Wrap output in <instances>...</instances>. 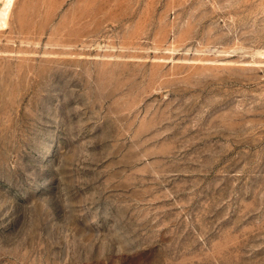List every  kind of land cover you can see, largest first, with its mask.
I'll list each match as a JSON object with an SVG mask.
<instances>
[{"label":"rangeland","instance_id":"rangeland-1","mask_svg":"<svg viewBox=\"0 0 264 264\" xmlns=\"http://www.w3.org/2000/svg\"><path fill=\"white\" fill-rule=\"evenodd\" d=\"M0 264H264V0H13Z\"/></svg>","mask_w":264,"mask_h":264},{"label":"bare ground","instance_id":"bare-ground-1","mask_svg":"<svg viewBox=\"0 0 264 264\" xmlns=\"http://www.w3.org/2000/svg\"><path fill=\"white\" fill-rule=\"evenodd\" d=\"M13 0H5V6L3 8L0 7V23L1 25L6 22V19L9 14V9Z\"/></svg>","mask_w":264,"mask_h":264}]
</instances>
